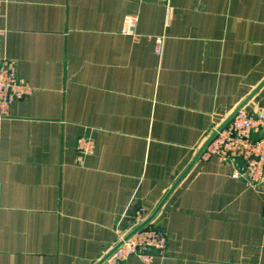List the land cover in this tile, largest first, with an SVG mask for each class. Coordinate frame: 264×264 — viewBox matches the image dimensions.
<instances>
[{
  "label": "crops",
  "instance_id": "crops-1",
  "mask_svg": "<svg viewBox=\"0 0 264 264\" xmlns=\"http://www.w3.org/2000/svg\"><path fill=\"white\" fill-rule=\"evenodd\" d=\"M0 1V57L35 91L0 113V264H98L264 83V0ZM245 110L264 112V85ZM237 168L187 173L153 222L169 246L152 264H264V179Z\"/></svg>",
  "mask_w": 264,
  "mask_h": 264
},
{
  "label": "built area",
  "instance_id": "built-area-1",
  "mask_svg": "<svg viewBox=\"0 0 264 264\" xmlns=\"http://www.w3.org/2000/svg\"><path fill=\"white\" fill-rule=\"evenodd\" d=\"M3 3L0 1V23L4 17ZM136 26L135 17H126L123 33L139 40L140 36L136 34ZM4 34L5 32L0 29V36ZM164 39V36L155 38L156 53L159 56L163 52ZM34 92L30 84L19 78L15 63L8 58L0 57L1 115L8 116L14 103L33 96ZM217 128L218 126L213 128L209 137ZM76 149L83 156L92 155L95 151V144L90 138H81L77 142ZM212 160L238 166L233 177L243 180L250 188H258L264 179V112H249L245 109L240 111L210 143L200 158V162L204 164ZM146 214L147 209L144 206L135 210L133 215L135 228L146 220L144 217ZM130 232L121 229L116 231L115 247L119 244L122 246L105 264H125L132 256L138 257L144 264H152L154 255L151 252L161 257L168 254V237L163 230L153 226V223L126 240Z\"/></svg>",
  "mask_w": 264,
  "mask_h": 264
},
{
  "label": "water",
  "instance_id": "water-1",
  "mask_svg": "<svg viewBox=\"0 0 264 264\" xmlns=\"http://www.w3.org/2000/svg\"><path fill=\"white\" fill-rule=\"evenodd\" d=\"M264 85V83L255 91L253 92L246 100H244L233 112L224 120V122L218 126L217 130L205 141L203 146L200 148L199 152L197 153L195 159L193 160L192 164L189 166V168L186 170V172L181 176V178L175 183V185L171 188V190L168 192V194L165 196L161 204L154 210V212L137 228L132 230L128 236L126 237V240L130 239L134 234H136L138 231L148 227L151 225L169 200L172 193L175 191V189L179 186L181 181L184 179V177L187 175V173L198 163L201 156L203 155L206 148L210 145V143L217 137V135L222 132L236 117V115L245 109V107L250 103V101L255 97L259 89ZM122 246V244H119L116 246L111 252H109L98 264H105L108 259Z\"/></svg>",
  "mask_w": 264,
  "mask_h": 264
}]
</instances>
